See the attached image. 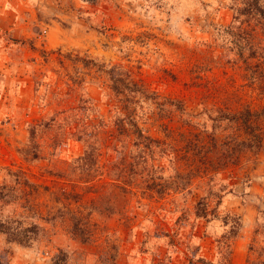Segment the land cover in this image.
I'll list each match as a JSON object with an SVG mask.
<instances>
[{"label": "rangeland", "instance_id": "374dc122", "mask_svg": "<svg viewBox=\"0 0 264 264\" xmlns=\"http://www.w3.org/2000/svg\"><path fill=\"white\" fill-rule=\"evenodd\" d=\"M258 10L0 0V264H264Z\"/></svg>", "mask_w": 264, "mask_h": 264}, {"label": "trees", "instance_id": "16d2710c", "mask_svg": "<svg viewBox=\"0 0 264 264\" xmlns=\"http://www.w3.org/2000/svg\"><path fill=\"white\" fill-rule=\"evenodd\" d=\"M258 15L260 17V19L263 21V24H262V27L264 28V10L260 11L258 10ZM250 47H249V51L251 52L252 55H258L259 58L261 59V64L264 65V47L263 48H254L253 45H250L248 44ZM260 67V64L259 65H256L255 68H258V74H257V77L253 78L254 80L258 81L259 83V88L262 92H264V68H259ZM255 73V72H254ZM139 136H142L141 134H139ZM260 135L258 134L257 136H255V139L257 142H260ZM143 140H146V141H149V138H143ZM92 158V153L90 150H87L84 154V157L82 160H88ZM94 158V157H93Z\"/></svg>", "mask_w": 264, "mask_h": 264}]
</instances>
